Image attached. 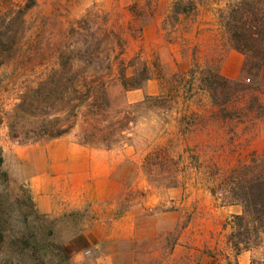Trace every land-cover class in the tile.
<instances>
[{
    "label": "rangeland",
    "instance_id": "obj_1",
    "mask_svg": "<svg viewBox=\"0 0 264 264\" xmlns=\"http://www.w3.org/2000/svg\"><path fill=\"white\" fill-rule=\"evenodd\" d=\"M88 13L96 16V60L106 62L102 32L113 28L126 41L128 76H147L137 89L118 80L107 88L111 116L126 110L131 122L125 144L109 150L121 197L54 215L35 209L29 188L9 174L8 152L26 144L9 135L5 113L18 100L13 66L0 68V264H214L206 252L225 249L230 228L222 225L242 215V206L222 205L221 191L212 195L198 166L217 171V186L240 165L250 177L264 174V39L249 37L264 34V0H38L29 18H50L62 26L52 29L65 30ZM230 52L242 58L234 79L220 72L225 59L233 64ZM214 71L238 84L219 85ZM145 98L156 105L133 107ZM239 105L248 106L246 124L222 125L219 110ZM78 132L67 137L78 142ZM97 224L103 232L87 237ZM259 231L263 242L242 252L238 264H264V227Z\"/></svg>",
    "mask_w": 264,
    "mask_h": 264
},
{
    "label": "trees",
    "instance_id": "obj_2",
    "mask_svg": "<svg viewBox=\"0 0 264 264\" xmlns=\"http://www.w3.org/2000/svg\"><path fill=\"white\" fill-rule=\"evenodd\" d=\"M37 6L38 0H7L0 6V68L13 66L11 79L18 100L12 111L5 113L11 139L31 144L64 137L78 129L79 144L102 150L123 146L128 140L125 132L131 123L129 112L121 110L111 116L107 88L112 81L118 80L125 89H137L147 79V76L140 79L128 76L125 39L113 28L103 30L102 40H107L109 55L105 57L106 62H99L96 60L100 47L94 14L88 13L69 22L64 30L60 28L61 22L57 23L59 21L52 24L50 18L38 21L29 18ZM257 7L256 3L249 13L256 15ZM51 25L60 27L54 30ZM232 36L242 38L238 33ZM249 37L264 39V34L255 33ZM79 38L84 41L81 46L76 43ZM236 49L243 51L240 46ZM262 51L259 67L264 68V49ZM214 72L213 80L219 85L238 84ZM22 77L25 79L18 86ZM156 101V98H145L133 107H153ZM247 107L222 108L218 112L219 121L222 125L246 124ZM192 118L184 122L186 126L194 125ZM216 174L213 169L202 172L198 166L201 181L212 185L209 187L212 195L217 196L221 191V204L241 205L242 215H232L222 225V231L230 228L225 249L207 250L206 253L217 264L222 259L226 264H238V255L263 242L259 236L263 232L259 230L264 225L256 226L254 222L261 221L264 216V174L250 177L247 167L240 165L218 186L213 184Z\"/></svg>",
    "mask_w": 264,
    "mask_h": 264
},
{
    "label": "crops",
    "instance_id": "obj_3",
    "mask_svg": "<svg viewBox=\"0 0 264 264\" xmlns=\"http://www.w3.org/2000/svg\"><path fill=\"white\" fill-rule=\"evenodd\" d=\"M228 56L233 58V64L228 65V58L225 59L220 72L223 77L234 79L240 73L242 58L235 52ZM7 158L9 174L29 188L35 209L44 215L85 205H106L122 194L121 182L113 175L109 150L82 145L67 136L15 146ZM104 227L94 225L86 232L87 237H96V231L103 232ZM100 232L99 238L105 236ZM211 261L217 264L212 258Z\"/></svg>",
    "mask_w": 264,
    "mask_h": 264
}]
</instances>
